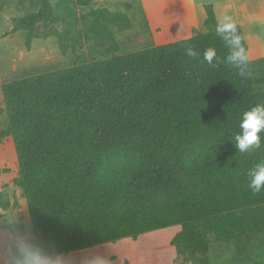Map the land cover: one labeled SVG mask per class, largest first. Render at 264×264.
Returning a JSON list of instances; mask_svg holds the SVG:
<instances>
[{
    "label": "trees",
    "instance_id": "trees-1",
    "mask_svg": "<svg viewBox=\"0 0 264 264\" xmlns=\"http://www.w3.org/2000/svg\"><path fill=\"white\" fill-rule=\"evenodd\" d=\"M205 8L206 33L126 55L116 40L132 29L124 13L97 9L47 34L39 24L57 18L51 0H40L38 12L12 19L7 34L25 31L28 51L55 37L63 56L89 44L115 54L1 87L8 125L0 145L13 140L17 183L39 234L33 247L45 260L177 225L180 254L207 252L212 237L241 245L264 232V191H252L248 176L264 162V132L259 148L234 145L243 113L264 104V59L250 63L244 32L233 27L226 34L247 56L242 77L225 61L213 6ZM208 48L212 65L203 60ZM0 206L7 209L1 198ZM21 226L7 229L13 236Z\"/></svg>",
    "mask_w": 264,
    "mask_h": 264
},
{
    "label": "rangeland",
    "instance_id": "rangeland-1",
    "mask_svg": "<svg viewBox=\"0 0 264 264\" xmlns=\"http://www.w3.org/2000/svg\"><path fill=\"white\" fill-rule=\"evenodd\" d=\"M27 1L28 4L22 8L18 3L14 6L9 0H0V132L6 130L8 125L1 91L3 84L75 65L88 64L95 60H105L115 55L89 44L87 50L91 53L80 51L81 55L79 53L77 57L71 53L67 57H61L60 53L52 55L53 58L47 63H30L44 46L42 40L46 39L34 40L32 46V49L35 47L34 55L29 54L30 51L26 49L25 34L21 36L7 34L13 27V17L34 13L40 6V0ZM207 5L213 6L221 25L231 24L233 27L242 28L251 64L264 59V0H92L90 6L82 9L89 13L97 9H109L130 17L132 29L116 35L120 45L117 54L126 55L180 42L191 38L194 33H206ZM52 6L57 20L38 26L41 32L47 34L57 30L64 31L63 19L57 15L74 19L79 14L77 11L79 5L75 0H54ZM18 7L20 8L14 15L9 14L12 8ZM150 31L154 39L149 40L147 35ZM58 43L55 37H49L45 42L52 48H57ZM17 181V157L13 140L9 137L3 139L0 145V198L7 204V209L0 206V239L5 238L4 235L8 237L7 226L25 222L31 226L30 239L33 245L39 234L32 228L26 198ZM181 231V225L172 226L76 253H81L82 263L88 262L93 249L105 247L96 253L107 257V264H264V232L241 245L220 242L212 237L207 252L180 254L172 245V240ZM0 243L6 242L0 240ZM16 255V249L10 241V247L0 249V262L14 264ZM74 255L62 254L45 261L46 264H76L77 258Z\"/></svg>",
    "mask_w": 264,
    "mask_h": 264
},
{
    "label": "clouds",
    "instance_id": "clouds-1",
    "mask_svg": "<svg viewBox=\"0 0 264 264\" xmlns=\"http://www.w3.org/2000/svg\"><path fill=\"white\" fill-rule=\"evenodd\" d=\"M233 26L231 24H223L218 28V33L229 46L230 53L226 56V63L239 69V74L244 77L246 73L247 56L244 49L240 47V39L238 36L227 35ZM189 58H199V53L189 47L186 51ZM216 51L208 48L203 53V60L209 65L213 64L216 58ZM240 133L235 136V147L240 153H244L253 148L261 146V136L264 132V104H258L246 111L242 115L239 123ZM249 188L254 192L264 191V162L256 164L248 173ZM31 226L23 222L20 230L12 236V243L16 249L17 256L14 258V264H46L43 256L35 250L31 239ZM2 264V262H0Z\"/></svg>",
    "mask_w": 264,
    "mask_h": 264
},
{
    "label": "crops",
    "instance_id": "crops-1",
    "mask_svg": "<svg viewBox=\"0 0 264 264\" xmlns=\"http://www.w3.org/2000/svg\"><path fill=\"white\" fill-rule=\"evenodd\" d=\"M53 1L54 0H51V2L53 3ZM9 2L10 3H12V4H14V6H15V4H20V7H24V5L25 4H28V1L27 0H9ZM75 2H76V4H77V0H75ZM22 3V4H21ZM17 4V5H18ZM17 7V6H16ZM20 7H18V8H12L11 10H10V12H9V14L11 15H14L15 13H16V11H18V9L20 8ZM83 7H81V6H79L78 7V16H77V18L78 17H80L82 14H88L89 12H84V10L82 9ZM15 9V10H14ZM39 9H40V6H39V8L37 9V11L36 12H38L39 11ZM36 12H34V13H36ZM56 12V11H55ZM27 15V14H26ZM56 15H57V13H56ZM25 16V15H24ZM24 16H21V17H24ZM21 17H13V19H15V18H21ZM57 17H59L60 19H63V20H69V18H65V17H63V16H60V15H57ZM12 29V28H11ZM9 31H11V30H9ZM150 34H148L147 35V37H148V39L150 40V39H154V35H153V33H151V31L149 32ZM22 34H25L26 35V32L25 31H18V32H16V33H13V34H10V35H17V36H21ZM9 35V36H10ZM24 37V36H23ZM36 41V40H35ZM47 41V39L46 40H42V42H44L43 44H44V46L41 48V50H39L38 52H37V54L35 55L34 54V52H35V50H34V48L29 52V54H34L35 55V57H34V60L32 59V60H30V63H47L48 61H50L52 58H53V56L52 55H56V54H60L61 52H60V49H59V45H58V47L57 48H52L51 46H47L46 44H45V42ZM39 42H40V40H39ZM34 44V43H33ZM59 44V43H58ZM88 49V47L86 46L83 50H79L78 52H77V55L79 56V53H80V51L82 52H84V51H86V53H91V51H89V50H87ZM80 55H81V53H80ZM67 56H69V54L67 55ZM67 56H65V57H67ZM61 57H64V56H62V54H61ZM31 59V58H30ZM9 234L7 235L8 237H6V235H4V237L5 238H3L2 239V237H1V239L0 240H5V244H3V243H0V249H4V248H6V246H8V247H10V241L12 242V236H10L11 234H10V232L9 231H7ZM94 248H96V247H94ZM105 247H99L98 249H93L92 250V254H90L89 255V260H88V262H84V263H82V259H81V253H76V252H79V251H74V252H71V253H73V254H75L76 255V258H77V262H76V264H107L108 262H107V259L106 258H104L103 256H101V254L99 255V254H97L96 253V251L97 250H103ZM85 250V249H84ZM81 251V250H80ZM91 252V251H90ZM70 253V254H71ZM69 254V253H68ZM74 255V256H75ZM87 255V254H86ZM100 257H99V256ZM102 257V258H101Z\"/></svg>",
    "mask_w": 264,
    "mask_h": 264
}]
</instances>
